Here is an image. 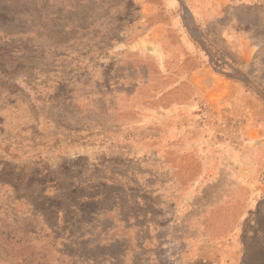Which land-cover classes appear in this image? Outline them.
<instances>
[{"label":"rangeland","instance_id":"rangeland-1","mask_svg":"<svg viewBox=\"0 0 264 264\" xmlns=\"http://www.w3.org/2000/svg\"><path fill=\"white\" fill-rule=\"evenodd\" d=\"M179 1L0 0V264L115 263L81 234L95 191L161 222L151 264H183L200 220L264 264V3L197 27Z\"/></svg>","mask_w":264,"mask_h":264},{"label":"crops","instance_id":"crops-1","mask_svg":"<svg viewBox=\"0 0 264 264\" xmlns=\"http://www.w3.org/2000/svg\"><path fill=\"white\" fill-rule=\"evenodd\" d=\"M227 1L230 2L231 0H208L201 1L200 3H195L193 0H184L183 6L179 1V8L182 9H180L182 12L180 15L181 19H184V16L188 13L189 18H191L192 22L197 27H204L211 19L221 17L219 16V12L221 8L223 9V6H225ZM237 3H243L244 6L254 7L258 4L264 3V0H237ZM239 33L241 34V31H239ZM239 41L244 44L245 49L243 48L242 50L245 51L246 49H251L252 52L254 50L256 51L255 54L257 53V45H254L252 39H245L241 37ZM246 51L248 52V50ZM246 51L245 54H247ZM237 92V98H239V100L243 98H252L245 90H241L239 86H237ZM245 117L249 118L248 112H246ZM245 123L247 124V121ZM256 125L257 122L252 121L251 125L246 128V130L252 132V130H256ZM234 173L237 175V172ZM219 174L220 172H218V175ZM231 178L237 180L245 179V181L240 182V184L245 185L246 182H249L251 185L253 177L249 175L246 177L232 176ZM79 186L84 187L86 185L84 183H79ZM245 188L248 190L247 194L249 195V199L246 204L250 205L253 200L254 190L257 188H252L251 186H246ZM153 190L155 191V189ZM106 200L107 197L100 191H95L91 195L80 194L78 196L76 201L79 203V206L76 211H79L80 214L86 211L84 206L87 203L95 206V208L89 209V225L85 222V220L81 219V234L88 235L91 233L90 240L95 243H101L105 247L109 245L121 247V253L117 257V260H115V263L114 257L107 255L106 264H151V251H153V249L160 242L158 227H160L159 224L161 222L149 218L144 219L143 217L142 220L139 221L132 218L130 214L123 216L115 210L103 207V203ZM232 201H236V199L232 198ZM237 209L239 208L237 207ZM137 216H140V214H137ZM106 220L109 223L108 228L105 229L106 232L104 236L100 235L103 236V238L100 237L97 239L98 234L94 233L92 228H96V226L100 227L102 223L106 222ZM241 222L242 220L237 219V223L235 222L232 226H237V234L238 228L241 226ZM199 223V230H196L195 232L187 230L185 237H181L183 245V264H238L241 262L236 256L237 252H239L240 243L238 244L237 242L236 247L235 236L230 235L229 237H225L224 235L221 236L218 233L214 234V232L210 230L211 227L221 225L218 223L222 222L216 220H207V222H205L204 220H200ZM88 227L90 231H88Z\"/></svg>","mask_w":264,"mask_h":264}]
</instances>
